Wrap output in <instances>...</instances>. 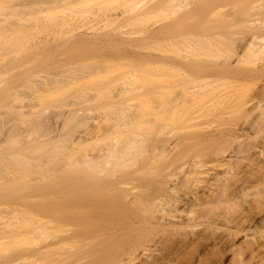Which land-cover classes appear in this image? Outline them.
Returning a JSON list of instances; mask_svg holds the SVG:
<instances>
[{
  "label": "bare ground",
  "instance_id": "1",
  "mask_svg": "<svg viewBox=\"0 0 264 264\" xmlns=\"http://www.w3.org/2000/svg\"><path fill=\"white\" fill-rule=\"evenodd\" d=\"M83 1L85 0H30L12 7L14 11H19L22 15L31 12L45 14L56 11L61 6ZM217 1L197 3L195 7V2L190 3L189 0H151L142 8L135 9V23L170 5L178 9L185 8V12L181 15L173 14L164 24L148 27L141 32L135 31L134 38L132 32L122 31L121 28L106 30V27L102 28L100 25L102 22L117 23L131 19L128 10H120L118 13L105 16L103 20H93L89 27H83L85 31L75 28L68 41L51 43V45L55 51L64 52L95 47L111 49L114 51L112 57H124L128 62L135 63V77L132 74L125 77L121 91L125 93L135 91V94L142 100L141 102H150L154 97L168 93L174 95V101L177 104L181 100L185 103L193 101L202 105L218 92V88L224 82L248 81L264 77V65L261 68L254 66L255 58H264V45L257 44L258 40H264V22L253 21L250 10L254 7H249L253 1L228 0L234 1L237 7H243L241 14L244 19L233 20L224 17L212 21L209 18L216 15L214 6ZM245 4H248L246 8H244ZM4 8H10L9 4L7 0H0V12ZM195 18H198L197 22L192 24ZM234 29L241 31L247 29L246 31L251 34V37L239 49L234 48L237 39L234 37ZM194 31L213 32V34L204 39L203 36V38L196 37ZM192 40L199 47L187 45V42ZM216 40L221 44L222 49H227V59L222 60L221 56H216L214 52L205 50L206 45H213V41ZM43 43L44 41H42ZM167 47L168 49H166ZM111 60L113 59L104 63ZM99 69L97 68L94 73H100ZM144 70L150 71V76L157 77L159 75L164 84L173 85L142 86L138 79ZM68 72L70 73L59 75L36 93L42 96L49 95L51 91L54 92L55 89L67 82H81L92 75ZM52 85L56 86L51 89ZM224 98L226 99L224 110L213 111V116L218 119L226 118L234 112L249 115L258 109L248 108L244 100L235 98V95L230 92H227ZM128 102V100L118 97L117 101L109 107L115 109L113 114L115 118L117 117L116 129L127 128V131L135 122V137L131 136L133 133L121 134L123 131H120L118 134L119 144L116 140L113 142L115 146L111 145L109 149H103L98 154L92 153L94 155L84 150L82 159H79L81 157L78 156L79 160H75V157L82 151L79 152L80 149L87 146V143L97 141L101 132V123H92L90 127L82 131L81 135L69 138L67 141L61 140L56 135L52 156L50 153L48 156V160L49 158L51 160L48 163H53V166L49 165L52 166V169L48 173L46 168L43 172L36 168L35 170L41 172H38L41 174L38 176H42V178L37 177L39 181L36 182L37 184H33L32 180L30 181L32 184L27 183L30 174L33 178V173L30 172L31 167H29V173L27 172L28 166L24 167V162H26L24 158H21L22 162L24 161L23 164L18 162L22 166L14 160L18 166L25 168L23 172L26 170L25 178L22 179H29L24 182L21 178L17 179L19 177L15 173V181L12 179L14 175L11 179L7 177L8 181H4L7 182V186L6 183L1 184H5V186L4 189L2 186L3 190H0V210L3 206L8 208L10 206L11 209L17 207L13 206L15 204L23 206L20 201L23 198L28 199L35 196L36 200H31L35 202L31 206L33 210L30 208V212L33 213L32 219H30L31 214L29 218L24 217L25 219L20 221L22 211L19 212V209H16L11 213L17 215L10 218L13 220L15 217L16 220H13L15 225L8 218L6 221L10 222L7 224L3 217L5 215L2 216L4 213L1 214L2 223L5 222V225L10 227H5L6 229L3 228V231H0V248L4 247L3 249L9 252L7 256L0 259V264H28V262L35 264L38 261L47 263L51 258L57 260L61 256L72 257L71 255H74L75 257H73L76 259L70 258L71 263L69 262V264H76V262L78 264H127L128 259H131L135 252L144 246L145 242L150 241L153 245L166 246L173 243L178 237L180 241L178 257L180 260H185L183 264H204L206 261L204 258L208 252L221 253L223 251L217 249L219 237L214 228L219 222L222 221L230 226H242L243 223L250 221L258 222L264 226L263 213L260 215L254 213L253 210L242 207L240 202L235 199L234 185L237 182L238 170L236 168L243 160L249 159V154L252 156L250 140L232 148L233 141L238 139L233 131L204 132L203 129L191 130L179 138L161 137V139L154 140L147 139L145 134L149 131H145L146 133H142L141 138H138V131L141 130L138 123L141 121L139 116L141 108L137 105H130ZM76 104H71L70 119L78 117V113L81 111V107H77L78 104ZM74 106L75 108H73ZM25 108L26 106H22L20 111ZM263 118L264 113L261 112L259 119ZM119 119L120 121H118ZM149 134L146 135L150 136ZM7 135L5 134L2 143H6ZM120 137H122L121 140ZM62 144L63 152L56 148L59 145L63 148ZM229 151L231 153L226 156ZM66 152L71 156L66 155ZM62 154L64 157L69 156L67 161L66 157L65 160H62V158L64 159ZM58 155L62 158L59 159ZM16 159L18 160V158ZM207 159L212 162H225L224 171L214 178V182L210 183V186H205L208 188L207 190L201 188L200 191H196L200 181L198 179L191 180L189 177L192 173L199 174L198 168L202 167V161ZM44 161L47 162V160ZM9 162L11 163V161ZM9 162L8 164L12 165L10 167H13L14 165ZM6 163L4 164L7 165ZM28 163L26 162V164ZM65 163H69V165ZM4 164L2 166H5ZM40 164L43 166L42 162ZM40 164L37 163V165ZM43 164L45 163L43 162ZM133 165H135V169H129ZM54 167L55 169H53ZM0 169L3 168L0 167ZM33 169L32 167V171H34ZM188 171L190 173H187ZM6 174H2L4 178ZM23 174L21 175L23 176ZM36 174L34 177L37 176ZM253 176L254 183L264 185V161L259 162L256 166ZM4 178L1 177L0 180ZM43 178L47 182L40 181ZM134 180L135 186L127 188L126 186H129ZM177 180L187 187L184 197L179 196L181 191L179 192V189L172 185L179 184L176 183ZM17 181H22L23 184ZM245 189L246 185L242 184L243 197L249 195L244 192ZM171 190L173 191L172 196L179 192L177 199H168L166 193L169 194V191L171 193ZM188 193H191L192 196H188ZM262 195H264V190L258 189L256 196L261 197ZM16 201H20V203ZM184 206H186L185 209ZM23 207L26 208V206ZM174 207H179L177 210L183 207L184 210L181 211L186 212V216L179 218L174 215L175 212H178L174 211ZM3 210L5 209L3 208ZM6 212L9 213L7 216L11 215L9 211ZM25 212L27 213L28 210ZM27 215L29 216V214L25 216ZM258 215V219L261 221H257ZM198 219L202 221L199 223ZM202 225L206 226L205 231L194 232V228ZM12 226V230H9ZM15 226L18 229H23L21 235L24 238H20V240L23 239L22 241L17 238L20 233L18 232V235L13 232ZM232 231L230 230L223 239L226 237L233 239L228 248L229 251L236 253L238 249L234 241L237 237L236 232H245V227L236 228L235 233ZM1 232L7 233L1 234ZM155 235H158L157 241H153ZM86 237L92 238L93 241L79 246V239ZM8 239L11 241L10 244L13 241L17 245L12 243V248H9ZM246 244L249 256H254L264 248V241H257L255 238L251 241L246 239ZM14 245L16 249H14ZM19 245L20 247H18ZM25 246V249L18 250ZM67 248H73L76 252L59 253ZM150 264L163 263L159 262L158 258H154Z\"/></svg>",
  "mask_w": 264,
  "mask_h": 264
},
{
  "label": "rangeland",
  "instance_id": "2",
  "mask_svg": "<svg viewBox=\"0 0 264 264\" xmlns=\"http://www.w3.org/2000/svg\"><path fill=\"white\" fill-rule=\"evenodd\" d=\"M28 1L30 0H7L10 8L1 9L2 12H0V167L3 168L0 169V173L4 172L6 174L7 172L10 176L9 177L6 174L4 178L2 175L4 173H2L0 174V178L2 177L7 179L8 177L11 179L14 175L12 179L15 181V174L19 177L17 179L25 178L26 170L23 172V169L28 166L27 172L31 169L30 172L33 173L32 176L36 180L34 179V182L30 174V177L27 176L30 179L26 177V180L29 179L27 183H31L30 181L32 180L33 184H37L39 182L37 177L42 178V176H38L41 175L38 174V172H43L45 168L47 172L52 169L53 163H48L51 161L50 158L48 160V156H50L49 153L52 156L51 152L54 150L53 142L55 141L56 135L61 140L67 141L69 138H75L76 136L81 135L82 131H84L87 127H90L92 123H101V132L98 139L92 143H87V146L80 149L79 152L81 150V152L85 150L86 152L88 151L89 154H98V152L103 149H109L111 145L115 146L113 142L116 140L118 142V134L120 131H123L121 134L133 133L131 136L135 137V122L133 123L134 126H130L127 131V128L124 130L115 128L117 118H115L113 114L115 109L110 108L109 105L117 101L118 97H121L123 100H128L130 105H137L141 108V112L139 114L141 117V123L138 122L141 130L138 131V138H141V134L146 133L147 131L149 132L146 134H149L150 131L151 133L149 134L150 136L145 134V137L149 140H154L158 138L161 139V137L179 138L191 130L203 129L202 131L204 132H216L220 130L233 131V133L238 136V139L233 141L231 145L232 148H236L240 143H247L246 141L250 140L249 143L252 146V156L249 154V159L243 160L240 166L236 168V170H238L236 177L237 182L234 185L235 199L240 202L242 207L251 209V211L253 210L254 213H258L259 215L260 213L264 214V195L261 197L256 196L258 189L264 190V185L254 183L255 180L253 179L254 169L259 162L261 163V161H264V118L259 119V114L261 112L264 113V77L256 80L224 82L223 85L221 84L218 88V92H216L205 102V104L202 105H198L193 101L185 103L181 100H179L177 104L174 101V95H170L168 93L154 97V99L150 102H141L142 100L139 99L137 94H135V91L132 93H125L121 91V89H123L122 83L124 82L125 77L129 74H132L135 77V63L128 62V60L124 57H112L114 55V51L111 49H101L95 47L91 49H72L64 52L55 51L51 43L57 44L66 42L71 38L72 30L75 28H81V31H85L83 27H89L93 20H103L105 16L118 13L120 10H128L131 19L121 22L119 21L117 23L102 22L100 25L102 28L106 27V30L121 28L122 31L132 32L134 35L133 37L135 38V31L141 32L148 27L164 24L169 21L173 14H183L185 12V8L178 9L173 5L166 6L161 11L137 23H135V9L142 8L144 4H147L151 0H85L80 3L61 6L56 11L45 14L31 12L26 15H22L19 11L13 10L14 8L12 6L15 7L22 2ZM205 1L212 0H189L190 3L195 2V7L197 6V3H203ZM252 1L253 2L249 7H254L250 10L253 15V21L260 20L264 22V0ZM247 5L248 4H245L244 8H246ZM214 7L216 15L209 18L212 21H216L224 17H229L233 20L243 18V15L241 14V9L243 7H237L234 4V1L218 0ZM197 19L198 18H195L192 21V24H195ZM246 30L241 31L239 29H234V37L237 38L234 45L235 49H239L241 45H243L251 37L249 31ZM193 33L199 38L203 36L204 39L208 35L211 36V34H213V32L203 33L200 31H194ZM217 40L213 41V45H206L204 47L205 50L208 52H214L216 56H221L222 60L227 59V49H222L221 44H219ZM42 41H44L43 44ZM45 42H49L50 44ZM257 44L264 45V40H258ZM187 45L199 47V45L195 44L193 40L187 42ZM166 49H168V47ZM109 59L113 60L108 63H104ZM263 65L264 58L259 57L254 59V66L256 68H261ZM97 68H100L98 70L100 73H94ZM68 71H74L75 74L82 73L92 75L85 80H80L81 82L70 81L68 83L66 81L69 85L67 83V85H61L55 89L54 92L51 91V94L49 95L42 96L36 93L38 90L43 89L44 86L51 83L59 75L70 73ZM159 77V75L157 77L150 76V71L144 70L141 72V76L138 80L139 83L145 87H151L156 84L166 85L163 83V79L160 80ZM55 86L56 85H52L51 89ZM227 92L233 93L235 98L244 100L247 103L248 108L258 109L249 115L234 112L226 118L218 119L214 117L213 111L220 112L224 110V101L226 100L224 96ZM72 103H77V107H81L78 117L74 119H70L69 115ZM22 106H26V108L23 111H20ZM73 108H75V106ZM192 118L193 120H190ZM118 121H120V119ZM5 134H8V138L7 141H5L6 143L3 142V144L2 141L4 140ZM121 138L122 137H120V140ZM59 146L56 147L58 148L57 150H61V152H63V144L61 145L63 148ZM67 152L65 154L69 155L70 153L68 152L69 154H67ZM81 152L79 153L80 155L78 153L77 156L75 155V160L82 159L84 152L82 154ZM230 153V151L227 152L226 156ZM69 156H65L66 161ZM62 157H64V155ZM65 157L64 159L62 158V160H65ZM16 158H18L19 161ZM21 158H24V161L27 163L29 162L26 164V162L23 161L25 163V168L20 167L22 165L19 163L23 164ZM61 158L59 156V159ZM14 160L17 163L19 162L18 165L20 166H18ZM44 160H47V162ZM9 161H11V163ZM5 162H7L6 164L8 166L4 164ZM8 162L14 166L10 167L12 165H9ZM41 162L43 166H41ZM43 162L45 164H43ZM202 162L203 166L198 168V172L200 173H192L189 177L191 180L198 179L200 181L196 191H200L201 188L203 190L207 187V185L210 186V183L214 182V178L218 174H221L225 168V162H212L210 159L203 160ZM37 163L40 165H37ZM47 163L48 166L46 165ZM3 164L5 166H2ZM66 165H69V163ZM16 166L18 167L14 168ZM8 167L14 170L20 169L17 173V170H13V172L11 171L12 169ZM29 167L31 168L29 169ZM32 167L34 168V171H32ZM4 168L6 172L4 171ZM36 168L41 170H35ZM53 169H55V167ZM129 169H135V165ZM10 171L12 172V175ZM19 172L24 173V177L21 175L22 173ZM187 173L190 172L188 171ZM35 174L37 175L36 177H34ZM4 179L0 180V190L2 188L4 189L5 186V184H1L6 183L7 186V182L4 181H8V179ZM23 180L24 179H22V181ZM26 180H24V182H26ZM22 181L17 182L22 183ZM40 181H43L44 183L47 182L44 178ZM135 183L136 182L134 180L126 187L131 188L135 186ZM176 183H179V181L177 180ZM242 184L246 185L244 192L249 193L247 197H243L241 192ZM172 185L176 186L179 189V192L181 191V193L178 192L179 196L184 197L187 187L180 183ZM17 186H19V184H17ZM207 189L208 188L205 190ZM172 193L173 191L171 193L169 191V194L166 193L168 199H177L178 193L174 194L175 197L174 195L172 196ZM188 196H192L191 193H188ZM34 197L28 199L23 198L20 200L21 204L26 206V208L20 204L13 205L17 206L16 208L14 207L15 209H11L10 206V209L3 206L5 210L1 208L2 210H0V216L4 213L2 216L5 215L3 216L5 217L4 220L7 224H9L10 221L8 220L9 222H7V218L10 219L13 215H17L12 214L11 211L19 209V212L28 210L27 213L24 211L25 214L21 212L22 217L20 216V221L24 220L26 217L29 218L31 214L32 217H30V219H32L33 213L30 212V208L33 210V207L31 206H33L35 202L31 200L36 198ZM20 201L16 202L20 203ZM19 205L20 207H18ZM185 207L186 206H184V209ZM174 208V211H176L179 207ZM182 209L183 207L177 210L178 212H175L174 215H177L179 218H184L186 216V212H182ZM6 211L11 213V217L7 216L9 213ZM26 214H29V216H25ZM259 215L256 219L259 218ZM3 217H1L0 220V231H3V228L6 229L10 227L5 225V222L2 223ZM14 218L13 220H16ZM13 220L11 221V223L13 222L12 224H14ZM201 221V219L197 220L199 223ZM257 221L261 220L258 219ZM1 224H4L5 226ZM242 227H245V232L235 231L236 228ZM12 228L13 226L9 230H12ZM214 228L217 232V236L219 237L217 249L223 251L221 253H214L213 251L208 252L204 258L206 260L204 264H264V248L254 256H249L246 249V239L251 241L255 238L257 241H264V226L258 224V222L254 223L250 221L243 223L242 226H230L221 221L219 224L214 226ZM19 229L21 230V228ZM19 229L16 227V231L13 229V232L20 233V235L18 233L19 236H17L20 240V238H24V236L21 235L23 229L21 231ZM205 230V225L194 228V232ZM230 230H233L232 232H236L237 234V237L234 239L238 247L236 253L229 251L230 249L228 248L233 239L229 237L228 239L231 240H228L227 237L226 239H223V237L229 233ZM3 233L7 232H1V234ZM157 240L158 235H155L153 237V241ZM92 241L93 239L90 237H86L84 239L81 238L79 239L78 245L81 246L91 243ZM7 242L10 244L9 242L11 241L9 240ZM12 243L14 242L12 241ZM11 244L9 245V248H12ZM15 247L16 246L14 245V249H16ZM18 247H20V245ZM3 248H0V259L9 254V252ZM25 248L26 246L24 248H18V250H23ZM179 249V237L175 239L173 243L166 246L153 245V243L147 241L144 243L142 248L135 252V255L131 257V259H128L127 264H145L147 262V264H150L151 260L154 258H158L159 262L163 264H183L185 260H180L178 257ZM71 251L76 252L73 248H67L66 250L59 251V253H70ZM71 256L73 257L74 255ZM72 257L61 256L57 260H52L51 258L47 263H44L45 261H38L35 264H69L70 258ZM74 257L73 260L76 259H74ZM28 264L34 263L28 262ZM76 264L78 263L76 262Z\"/></svg>",
  "mask_w": 264,
  "mask_h": 264
}]
</instances>
